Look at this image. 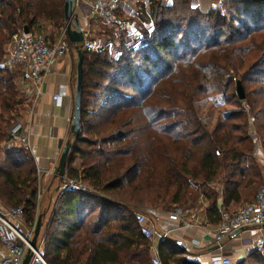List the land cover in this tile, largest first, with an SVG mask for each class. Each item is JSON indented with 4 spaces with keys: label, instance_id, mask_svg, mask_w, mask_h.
<instances>
[{
    "label": "trees",
    "instance_id": "obj_1",
    "mask_svg": "<svg viewBox=\"0 0 264 264\" xmlns=\"http://www.w3.org/2000/svg\"><path fill=\"white\" fill-rule=\"evenodd\" d=\"M149 1L139 15L149 26L139 38L121 41L119 60L84 51L81 128L66 176L85 186L57 191L45 210H52L43 217L49 264H149L140 209H192L203 196L208 222L218 224L220 206L228 209L245 190L254 192L258 165L248 129L252 120L264 151V0H220L221 8L207 0L199 9L192 0ZM42 20L60 32L64 0H0V62L14 34L24 26L39 31ZM76 70L77 61L74 86ZM16 78L0 67V146L11 139L23 102ZM216 93L234 108L209 128L196 104ZM4 152L0 200L23 206L31 223L35 160L21 145ZM159 246L164 264H199L178 241ZM236 264H264V250Z\"/></svg>",
    "mask_w": 264,
    "mask_h": 264
},
{
    "label": "built area",
    "instance_id": "obj_2",
    "mask_svg": "<svg viewBox=\"0 0 264 264\" xmlns=\"http://www.w3.org/2000/svg\"><path fill=\"white\" fill-rule=\"evenodd\" d=\"M217 7H222L218 2ZM113 0H75L74 11L82 12L83 18L88 20L100 19L111 29L136 35L135 23L127 17L118 15ZM140 13L133 16L136 18ZM84 50L91 52H107L113 60H119L123 56V50L110 38L105 39L97 35L90 26H83ZM72 49L67 40L65 27L56 43H51L42 31L30 29L28 32L21 29L14 34L9 42V48L0 62V67L17 72L16 83L21 92L36 97L43 93L42 87L46 76L51 72L56 59L62 53H69ZM53 99L61 106L64 103L62 93H54ZM9 134L11 141L19 142L31 154V145L24 134V125L14 123ZM254 143H260L255 134ZM32 155V154H31ZM39 172L40 169L38 168ZM55 174V172H51ZM41 176V175H40ZM42 177V176H41ZM74 187L84 188L74 179H69L66 174L61 178L58 192ZM42 197L40 183L38 184L37 202ZM38 204V203H37ZM203 207V206H202ZM201 207L192 209L176 208L168 212V219L179 222L182 227L190 228L200 222ZM221 220L215 226L213 241L220 254L211 257L212 264H233L229 255L222 251L229 248L226 241L245 229H256L257 234L248 245L247 251L264 250V183L256 191L252 201L239 206L234 210H228L220 206ZM52 212V210L50 211ZM39 214L37 212L33 222L28 223L24 207H6L0 200V264H22L29 250L32 251L30 264H49L44 257L45 227L43 224L38 236L36 247H32L31 241L35 234ZM141 233L151 245V257L149 264H164L160 255L159 243L169 238L171 229L158 230V217L150 209H142L136 214ZM50 219V218H49Z\"/></svg>",
    "mask_w": 264,
    "mask_h": 264
},
{
    "label": "crops",
    "instance_id": "obj_3",
    "mask_svg": "<svg viewBox=\"0 0 264 264\" xmlns=\"http://www.w3.org/2000/svg\"><path fill=\"white\" fill-rule=\"evenodd\" d=\"M116 6V13L122 17L134 19L133 16L148 9L149 0H113ZM203 1V2H202ZM207 0H201L205 3ZM200 2V3H201ZM83 26H90L93 31L95 29L90 24L91 21L83 18V13L79 12ZM136 18H140L137 16ZM101 21V20H100ZM48 21L42 20V25ZM144 25H148L142 22ZM110 31V29H109ZM112 31V30H111ZM61 35V34H60ZM54 37L50 42L56 43L58 38ZM9 44L6 45V49ZM72 50V49H71ZM71 53H62L54 62L51 72L46 76L43 82V93L36 97L34 94L25 96L26 114L24 121V134L31 145V154L35 160L36 166L43 170V181L50 183L60 178H55L54 174L58 161L66 144V141L71 137L70 124L73 113V101L75 86L72 84V61ZM62 93L64 95V103L59 106L53 99L54 93ZM256 148V169H254V194L249 195L250 189L242 192L244 199L239 203H231L230 208H238L237 206L252 200L261 183H264V152L260 146ZM262 167H261V166ZM257 167L262 168V178H259L255 171ZM262 182L259 184V181ZM57 186L56 192L58 191ZM246 193H249L248 195ZM246 194V195H245ZM221 202V198H220ZM201 203H204V210L200 212V222L190 228H184L179 222L168 219L167 212L156 213L158 217V230L171 229L169 238L181 242L187 250L188 259L199 264H212L211 257L220 254L213 241L215 226L207 220L206 208L209 202L205 197L201 198ZM202 207V209H203ZM233 209V210H234ZM257 234L256 229H245L230 237L226 244L228 249L222 251L223 254L229 255L233 264L244 260L249 251L248 245L252 242L253 237Z\"/></svg>",
    "mask_w": 264,
    "mask_h": 264
},
{
    "label": "rangeland",
    "instance_id": "obj_4",
    "mask_svg": "<svg viewBox=\"0 0 264 264\" xmlns=\"http://www.w3.org/2000/svg\"><path fill=\"white\" fill-rule=\"evenodd\" d=\"M166 1L168 3H170L172 0H166ZM200 2H201V0H192V6L197 8V9H199L201 7V3ZM218 2H220V0H212L211 4H216L217 5ZM149 4H150V1H148V5ZM131 21H133L135 23L134 25H135V28L137 30V34L136 35H129V34H126V33H121L120 31H115V30L111 29L108 25H106L104 22H102L100 20L91 21L90 24L95 29V33L97 35H101L105 39L110 38V39H112L114 41V43L116 45L121 46V41L123 39H129V41L135 40L136 38L140 37V34H141L140 31L142 30V28H146L145 26H147V27L149 26V25H143L142 24V22H144L142 18H134ZM43 22H44V20H43ZM109 29H110V31H109ZM38 30L44 32L49 40H51L54 37H58V35H60L62 33V31H63V29H62L60 32H58L53 27L52 24H50V23L47 24V22H45ZM51 43H53V42H51ZM70 53H71V56H72L71 61H72V75H73L74 63H76V61H77V54L74 53L73 50H71ZM75 80H76V75H75ZM17 89L21 92V90H20V88L18 86H17ZM21 96L23 97V102L19 106L18 112L15 113V118L12 119V121H13L12 125L14 123H16V122H20V123H22L24 125L25 116H27L26 108H25L26 107V102L24 100L25 96H23V94ZM232 108H234V106L226 103L224 98H223V96L221 94H217V93L216 94H212L211 96L206 97V98L204 97L202 100H200L196 104L197 113L199 114L201 119L204 122L207 123L209 128H211L215 124V122L218 120V118L224 117L225 113L228 112ZM10 128H9V130H10ZM248 134L250 136L252 145L255 147L254 157L256 158V148H258L257 146H259V145L254 143V137H255V134L258 137V132L256 131L252 120H250V126H249V129H248ZM258 140H259V137H258ZM259 143H260V140H259ZM13 145H21V144L19 142H16V141H11V139H10V140L6 141L4 144H2L0 146V168H3L5 166L6 155H5L4 151H6V149L12 147ZM260 145H261V149L263 150V146H262L261 143H260ZM38 168L39 167H37V169ZM42 173H43V170L40 169V171L38 172V182L37 183L38 184L40 183L41 190H42V197L39 200V202H37L38 204H37L36 213L38 212L39 216L43 215V217H44V216L49 214L51 209L50 210L48 209L47 211H45V210L48 207H51V205H53L54 200L56 199L57 193H56V189L55 188H57V186L61 184V179H57L56 181H54L52 183H50V180L44 182L43 181V177H41ZM261 185L262 184H260V186ZM219 193H220V191H219ZM249 193H247V195L248 194L249 195L254 194L253 191H250ZM202 197L203 196H201L198 199V201L195 203L193 208H197V207H201L202 208V205L205 206L204 203H201V198ZM253 198H254V196H253ZM250 201H252V200H250ZM250 201H248V202H250ZM248 202H246V203H248ZM246 203H243V204H246ZM243 204H240L237 207H239V206H241ZM142 209H150L155 214L156 213H161V212H167V213L170 212V211H168L170 209H167V208H163L162 210H158V211L151 209V207H144ZM142 209H140V210H142ZM188 209H191V208H188ZM233 209L234 208H230V207L228 208V210H233ZM171 211H173V210H171Z\"/></svg>",
    "mask_w": 264,
    "mask_h": 264
},
{
    "label": "water",
    "instance_id": "obj_5",
    "mask_svg": "<svg viewBox=\"0 0 264 264\" xmlns=\"http://www.w3.org/2000/svg\"><path fill=\"white\" fill-rule=\"evenodd\" d=\"M75 0H64V21L65 30L69 41L74 45L77 54V70H76V84L75 93L73 101V113L72 120L70 124L71 137L66 141L65 146L61 152L58 165L55 170L54 177L62 178L66 174V167L68 162L69 153L72 144L76 141L80 134L81 128V106H82V80H83V58H84V48L82 43L84 41L83 35V25L79 17V13L74 11ZM24 31L28 32L29 27L25 26ZM237 93L240 99L245 98V91L243 84L240 80L237 81ZM43 226V215H40L37 220L36 229L34 237L31 241L32 247H36L38 236L41 232ZM182 244L181 242H179ZM183 245V244H182ZM184 246V245H183ZM32 258V251L29 250L23 260L22 264H30Z\"/></svg>",
    "mask_w": 264,
    "mask_h": 264
}]
</instances>
